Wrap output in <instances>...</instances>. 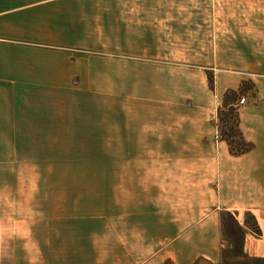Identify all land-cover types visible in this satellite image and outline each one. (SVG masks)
Returning <instances> with one entry per match:
<instances>
[{
	"label": "crops",
	"instance_id": "1",
	"mask_svg": "<svg viewBox=\"0 0 264 264\" xmlns=\"http://www.w3.org/2000/svg\"><path fill=\"white\" fill-rule=\"evenodd\" d=\"M260 27L264 0H0V264H104L100 247L122 253L112 264L213 260L225 214L264 259ZM245 81L239 127L254 149L233 156L218 111ZM68 138L142 155L104 175L129 189L85 206L64 172L36 210L34 178L18 174L35 165L19 155Z\"/></svg>",
	"mask_w": 264,
	"mask_h": 264
},
{
	"label": "rangeland",
	"instance_id": "2",
	"mask_svg": "<svg viewBox=\"0 0 264 264\" xmlns=\"http://www.w3.org/2000/svg\"><path fill=\"white\" fill-rule=\"evenodd\" d=\"M229 14H233V12H229ZM260 30L264 31V27H260ZM209 76H212L214 80V74L212 72L209 73ZM240 90L243 91L242 95L240 94L237 101L234 102L237 107L241 106V104H239L240 100L247 91L253 90V86L248 81H245ZM223 111L226 112L227 110L223 109ZM72 115L74 114H68V116ZM103 141L105 142L106 140L68 138L66 139V146L64 147L41 144L36 145L34 155H19L20 161L30 163L33 160L35 165L34 172L20 170L18 174L20 178L23 179L34 178L36 210L49 205V202L54 198L58 200L57 196L61 193L62 187L59 186L58 182H53V180L59 179L58 175L64 172L67 173L63 175L66 179L67 195L70 196L77 192L79 197H81L79 199L85 206L90 205V202H94V205L100 206L101 204L97 205L95 202L101 201L105 203L107 200L120 195L119 191H121V189H129L127 187L105 186L104 184H106L107 181L104 175L108 174L106 170L112 168H128L122 166L123 164L134 163L137 165L138 163H142V155L100 153L102 151L115 150L113 148L104 147ZM75 171L78 174L76 181L72 180L74 178H70V174H74ZM91 173H93V179L87 180L89 178L85 177V174ZM3 174L6 175V172L3 171ZM66 175L68 176L66 177ZM26 184L27 183L23 184V187L20 188V190L22 189L25 191L23 195L25 198L27 196L26 192L32 191V186L28 187ZM51 195L52 197H50ZM25 198H23V200H25ZM70 200L72 201V199ZM70 205L72 206L73 203L71 202ZM102 209L103 208H101L99 212H101ZM245 220L249 224H253L252 217L246 216ZM243 233L244 231L237 226L234 217L230 214H225L222 224L223 246L220 257L213 260L200 258L193 264H264V259L250 256L244 252ZM97 254L100 255V263L112 264L116 260L114 256L122 253L113 251V249L106 250L100 247ZM166 264L175 263L171 260H167Z\"/></svg>",
	"mask_w": 264,
	"mask_h": 264
},
{
	"label": "trees",
	"instance_id": "3",
	"mask_svg": "<svg viewBox=\"0 0 264 264\" xmlns=\"http://www.w3.org/2000/svg\"><path fill=\"white\" fill-rule=\"evenodd\" d=\"M209 82L210 88L213 91L215 89V83L212 76H209ZM242 92V90L228 91L218 111L219 138L228 144L230 153L233 156H241L254 149V144L246 141L240 130L239 107L234 104L240 94L242 95ZM223 109L227 111L224 112Z\"/></svg>",
	"mask_w": 264,
	"mask_h": 264
},
{
	"label": "built area",
	"instance_id": "4",
	"mask_svg": "<svg viewBox=\"0 0 264 264\" xmlns=\"http://www.w3.org/2000/svg\"><path fill=\"white\" fill-rule=\"evenodd\" d=\"M245 101H246V100H245L244 98H242V99L240 100V103H239V104H241V105H242V104H244V103H245Z\"/></svg>",
	"mask_w": 264,
	"mask_h": 264
}]
</instances>
